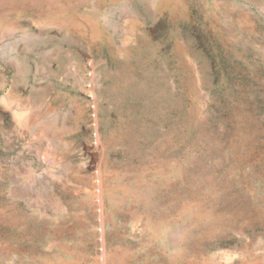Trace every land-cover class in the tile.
<instances>
[{"label": "rangeland", "instance_id": "374dc122", "mask_svg": "<svg viewBox=\"0 0 264 264\" xmlns=\"http://www.w3.org/2000/svg\"><path fill=\"white\" fill-rule=\"evenodd\" d=\"M0 264H264V0H0Z\"/></svg>", "mask_w": 264, "mask_h": 264}]
</instances>
